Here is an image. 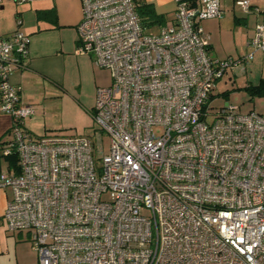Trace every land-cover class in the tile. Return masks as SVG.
<instances>
[{
	"label": "built area",
	"instance_id": "2783aa9c",
	"mask_svg": "<svg viewBox=\"0 0 264 264\" xmlns=\"http://www.w3.org/2000/svg\"><path fill=\"white\" fill-rule=\"evenodd\" d=\"M175 1L174 20L150 33L136 0H82L76 53L112 79L97 88L96 139L24 131L35 109L9 79L30 37L0 36L3 216L30 233L38 264H264V116L209 107L225 73L264 53V8L237 0L262 20L244 57L221 60L201 22L224 16L222 0Z\"/></svg>",
	"mask_w": 264,
	"mask_h": 264
},
{
	"label": "crops",
	"instance_id": "0c3cea01",
	"mask_svg": "<svg viewBox=\"0 0 264 264\" xmlns=\"http://www.w3.org/2000/svg\"><path fill=\"white\" fill-rule=\"evenodd\" d=\"M235 1L230 0L231 9L227 3L222 4L225 10L224 16H227L229 12L233 14L232 23L236 27L235 29L239 28L237 34L241 32L238 25H245L241 45L244 49L246 47L249 50L248 41L253 34L255 24L261 21L262 17L249 14V17L246 15L238 18L235 12ZM249 1L254 6L264 8V0ZM139 3L140 5H151L155 12L163 17L162 24L149 25L146 27L147 32L158 33L162 27L175 18V0H139ZM40 11H53L54 14L48 18H40L38 15ZM19 16L21 22L16 26L15 19ZM82 19V0H25L24 2L2 0L0 3V36H8L19 30L30 37L26 67L15 71L10 76L9 81L11 84L21 87L20 97L22 102L33 106L35 109V113L27 117L23 124L24 131L34 138L71 136L62 133L66 130L63 128L64 124L59 118L58 120L55 118L56 113L53 111L54 98H64L69 92L66 89L67 79L65 76L57 75L52 58L59 54L65 57L71 56L76 58L82 65L91 68L89 70L93 71L98 67L94 64L90 55L76 53L79 44L78 26ZM201 26L207 32L202 22ZM63 29L67 31L61 36V43L57 46L58 41L55 36ZM207 33L209 34V32ZM212 50L213 46L210 42L211 56ZM246 65L254 70L255 75L260 74V80L264 79L263 52H255L253 59ZM98 87L100 85L94 80L91 102H80L85 109L84 111L91 115ZM42 111L44 116L41 115ZM11 122V118L0 111V141L10 139L9 128ZM9 198V191L0 192V264H38L39 254L33 247L30 233L28 231L12 232L7 227L3 215Z\"/></svg>",
	"mask_w": 264,
	"mask_h": 264
},
{
	"label": "rangeland",
	"instance_id": "374dc122",
	"mask_svg": "<svg viewBox=\"0 0 264 264\" xmlns=\"http://www.w3.org/2000/svg\"><path fill=\"white\" fill-rule=\"evenodd\" d=\"M222 4L227 3L230 9L232 8L230 0H222ZM237 0L235 1L236 4ZM236 16L242 18L246 16L242 9L236 4ZM15 15V13H14ZM253 15V14H251ZM248 16V15H247ZM249 17V16H248ZM233 14L229 12L227 16L220 19L203 20L202 24L210 34V42L212 43V57L216 59H227L232 57L239 59L244 57L248 50L241 45L245 32V25H238L241 32L237 34L238 29L232 23ZM242 20V19H240ZM16 26L21 22V18L16 17ZM255 22V21H254ZM254 24V23H253ZM65 29L58 32L55 36L58 45L61 43ZM66 35V34H65ZM241 37V40H240ZM53 65L58 76H65L67 79L66 89L69 93L64 98H54L53 111L56 113V119L62 121L66 130L62 131L65 135H87L96 139L98 135V126L91 114L85 112L82 103L91 102L94 80L100 86H108L111 84V73L107 69L95 68L89 70L85 65H82L76 58L64 55L53 56ZM243 71L241 67L230 69L225 73L224 77L217 82L213 90V96L209 102V107L212 110L220 109L221 107L232 105L237 107L241 113L256 111L264 116V96H256L252 98L247 90L250 84H257L260 80V74L255 75L254 70L250 66L245 67ZM47 114V113H46ZM41 115L44 116L43 111ZM156 132H159L156 131ZM103 142V150L105 154L109 153L110 140L109 136L102 132L100 134Z\"/></svg>",
	"mask_w": 264,
	"mask_h": 264
},
{
	"label": "trees",
	"instance_id": "16d2710c",
	"mask_svg": "<svg viewBox=\"0 0 264 264\" xmlns=\"http://www.w3.org/2000/svg\"><path fill=\"white\" fill-rule=\"evenodd\" d=\"M136 4H137V11L140 17V21L145 28L151 24L163 23V17L158 15L151 5H140L139 0H136ZM52 14H54L53 11H40L38 13L40 18H48ZM246 88L248 92L251 94L252 98L256 96H264V79H261V81L258 84H250ZM9 160H11L13 163L16 162L15 165L17 167L16 156L9 158Z\"/></svg>",
	"mask_w": 264,
	"mask_h": 264
}]
</instances>
